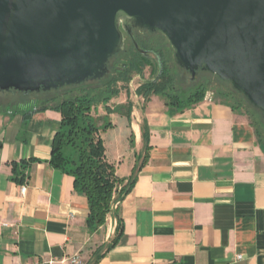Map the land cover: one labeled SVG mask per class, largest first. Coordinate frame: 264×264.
<instances>
[{
    "label": "crops",
    "instance_id": "1",
    "mask_svg": "<svg viewBox=\"0 0 264 264\" xmlns=\"http://www.w3.org/2000/svg\"><path fill=\"white\" fill-rule=\"evenodd\" d=\"M210 94L183 110L156 95L118 110L121 91L109 112L96 106L115 174L127 178L143 162L117 205L123 232L109 248L116 213L90 230L86 196L48 162L59 110L39 99L0 103V264L77 253L83 264H264V144L241 111Z\"/></svg>",
    "mask_w": 264,
    "mask_h": 264
},
{
    "label": "water",
    "instance_id": "2",
    "mask_svg": "<svg viewBox=\"0 0 264 264\" xmlns=\"http://www.w3.org/2000/svg\"><path fill=\"white\" fill-rule=\"evenodd\" d=\"M133 30L162 32L192 78L219 77L264 117V0H0V92L100 80L125 36L149 56Z\"/></svg>",
    "mask_w": 264,
    "mask_h": 264
},
{
    "label": "trees",
    "instance_id": "3",
    "mask_svg": "<svg viewBox=\"0 0 264 264\" xmlns=\"http://www.w3.org/2000/svg\"><path fill=\"white\" fill-rule=\"evenodd\" d=\"M131 46L133 47L132 42ZM133 48L135 49V47ZM129 54L127 63L124 66L116 68V76L105 81L104 86L87 88L81 90L79 94L62 99L59 97L46 99L47 102L52 103L51 107L57 109V111L59 110L61 114L59 128L52 136L50 145L51 155L48 162L55 169L70 175L74 180V189L86 196L87 208L89 209L86 224H88L90 230L103 225L107 214L111 211L112 193L120 187L116 198V201L120 202L133 187L136 175L143 165V162L140 164L136 162L129 177H118L115 174V166L105 159L104 145L99 135L100 127L97 125L96 118L93 115L96 106L100 104L109 112L110 108L106 106V103L119 93L116 83L118 81L125 84L129 83L132 74H140L145 65L150 63L149 56L141 55L136 49L133 52L130 51ZM115 55L111 58L115 57ZM154 55L155 65L151 69L153 77L136 88L135 91L138 95H141L144 100H148L152 94L161 95L166 105H176L179 110L188 108L192 104L204 99L207 91L205 85H199L185 97H181L177 93L172 94L171 89L173 88L174 76L170 72L163 53L161 51L154 52ZM104 76L100 80L95 81H103L105 79ZM233 91L237 95L225 91H220L219 94L224 98H230L231 102L223 101L228 103L233 110H239L249 118L259 141L264 144V139L261 137L257 123L249 117L251 113L250 109L245 108L246 105L259 113L261 123L263 124L264 117H262L261 112L257 108L246 101L242 94L235 89ZM109 125L110 122L106 121L102 129ZM145 130L144 125L143 135L144 142L146 143L147 136L145 135ZM144 149L147 151V144H145ZM13 173L15 180L21 181L25 177L24 169L17 170L14 168ZM115 217L117 219V226L112 237L113 239L107 245L108 248L117 243L123 232V224L118 216V211H116ZM96 260L97 258L93 259L92 264Z\"/></svg>",
    "mask_w": 264,
    "mask_h": 264
},
{
    "label": "rangeland",
    "instance_id": "4",
    "mask_svg": "<svg viewBox=\"0 0 264 264\" xmlns=\"http://www.w3.org/2000/svg\"><path fill=\"white\" fill-rule=\"evenodd\" d=\"M134 36L136 37V41L141 48H145L148 50H152V52H149V60L150 63H147L142 70L140 74H132L131 81L129 83H123L121 81H118L116 83L118 87L119 93L115 96L112 97L107 103H110L111 100L116 99L117 96H119L120 91L123 94V97H125V105L120 106L117 105L118 110H121L122 108L127 109V111H131V103H133L135 106H137L140 109H143L144 106H146V101L144 99H140L139 97H142L141 95H138L137 92L135 91L138 86H140L142 83H144L146 80L151 79L153 77V74L151 73L152 67L155 65V55L154 52H159L161 51L164 55L165 61H167V65L170 69L171 74L174 76V83H173V88L171 89L172 94L177 93L181 97H185L190 93V91H193L195 88H197L199 85H205L206 86V94L207 93H212L216 98H220L223 100H226L228 102H231L230 98H224L221 94H219L220 91H225V92H231L232 94L237 95L234 93V88H231L230 84L228 82H225L219 77L210 74L207 71H197L195 73V76L192 78L188 72L183 70L181 67H179L175 61H173V53L174 49L172 46H170L167 38L162 32H150V31H144V33L138 32L136 30H133ZM124 51L121 53H118L115 55V57L111 58L109 60L108 68L109 71L107 74L104 76L105 79L101 82H96L95 80H87V82L81 83V84H76L72 86H64L60 87L57 90H50V91H43V92H38V93H28V97H24L22 93L16 92L15 96L16 97H11V96H6V97H0V103L5 102L6 99L10 100L11 102L16 101H24V100H29V99H39L38 104L43 105L45 99L51 98V97H59L60 99L67 97V96H72L75 94H79L81 90L87 89V88H99L104 86V82L113 78L116 76V68L124 66L127 63V60L129 58V53L130 51L133 52L135 49L131 46V41L130 39L125 36L124 39ZM135 95H138L135 96ZM155 95V94H152ZM150 95V96H152ZM149 96V98H150ZM158 97H161L163 100L164 98L160 95H156ZM143 98V97H142ZM148 98V99H149ZM137 102V103H136ZM126 105H129L130 108ZM99 107H102V104L99 105ZM97 108V107H96ZM105 109L104 107H102ZM245 108L250 109L251 120H255L258 126V130L261 133V137L264 139V124L261 123V117H259V113L255 112L253 109L248 107L246 105ZM102 110V109H101ZM247 117V116H246ZM248 118V117H247ZM249 119V118H248ZM107 121V120H105ZM114 191L113 194V201L111 203L110 209L111 211L107 214L110 215L112 213H116L117 205L119 204L118 201H116V198L118 196V190ZM116 215V214H115ZM106 216V218H107ZM106 221V219H105ZM117 222V219L115 220V223ZM105 223V222H104ZM103 223V224H104ZM117 226V223H116ZM116 229V227H115ZM115 233V231H114Z\"/></svg>",
    "mask_w": 264,
    "mask_h": 264
},
{
    "label": "built area",
    "instance_id": "5",
    "mask_svg": "<svg viewBox=\"0 0 264 264\" xmlns=\"http://www.w3.org/2000/svg\"><path fill=\"white\" fill-rule=\"evenodd\" d=\"M210 93H207V96H210ZM20 191L23 193L25 191V186H21ZM240 258L238 255L237 259ZM28 264H83V260L80 254H73L71 256H62L57 257H48L47 259L33 260Z\"/></svg>",
    "mask_w": 264,
    "mask_h": 264
},
{
    "label": "flooded vegetation",
    "instance_id": "6",
    "mask_svg": "<svg viewBox=\"0 0 264 264\" xmlns=\"http://www.w3.org/2000/svg\"><path fill=\"white\" fill-rule=\"evenodd\" d=\"M147 51H148V52H152V50H148V49H147Z\"/></svg>",
    "mask_w": 264,
    "mask_h": 264
}]
</instances>
